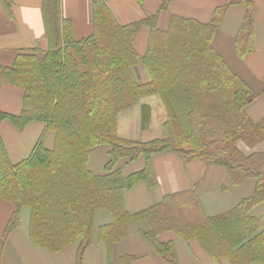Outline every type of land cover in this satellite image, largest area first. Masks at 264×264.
I'll return each mask as SVG.
<instances>
[{"label":"trees","instance_id":"1","mask_svg":"<svg viewBox=\"0 0 264 264\" xmlns=\"http://www.w3.org/2000/svg\"><path fill=\"white\" fill-rule=\"evenodd\" d=\"M48 49L20 50L8 67L0 65L2 85L23 91L19 116L0 112V123L9 120L18 130L31 122L45 131L30 156L18 163L9 160L0 137V199L29 210V236L36 246L60 253L76 246V264L92 244V221L105 210L112 223L99 227L98 241L112 264L114 244L126 236L129 220L145 221L144 239L167 264H178L172 243L158 237L173 232L197 240L214 259L230 264H264V230L251 210L264 205V153L243 155L239 142L252 149L264 142V118L254 124L245 113L253 100L249 88L212 48L217 27L227 11L242 5L246 12L235 37L238 57L254 50L251 0H227L208 24L176 16L166 30L158 27L159 13L172 0H162L159 12L142 21L120 25L106 2L91 3V33L75 40L72 26L60 20V0H42ZM9 6L10 0H2ZM142 27L148 29L145 52L133 43ZM142 66L147 84H138L132 68ZM264 96V89L262 92ZM156 96L166 114L164 136L140 143L117 136L121 113L141 98ZM150 120V108H141V125ZM54 133L51 149L45 142ZM107 147L103 176L87 168L89 152ZM173 152L183 161H199L224 168L234 186L255 182L254 193L231 211L208 218L193 191L166 196L140 213L124 211V194L138 183L156 185L151 158ZM145 160L140 172L124 176L117 167L122 160ZM19 213L10 217L0 241V256L10 232L18 226ZM123 257L119 264H131Z\"/></svg>","mask_w":264,"mask_h":264},{"label":"crops","instance_id":"2","mask_svg":"<svg viewBox=\"0 0 264 264\" xmlns=\"http://www.w3.org/2000/svg\"><path fill=\"white\" fill-rule=\"evenodd\" d=\"M92 1L60 0V20L71 23L72 36L75 40L87 37L92 31ZM226 1L172 0L169 9L159 13L158 27L160 30H166L172 16L208 24L214 11L222 7ZM161 2L162 0H108L106 5L120 25H128L157 14ZM251 2L253 4L251 16L254 50L243 57H238L235 51V37L246 12L242 5L231 7L227 11L217 27L212 48L249 88L254 98L245 108V113L251 122L256 124L264 118V96L262 95L264 89V0H251ZM42 5V0H10L6 8L0 0L1 66H10L20 50L38 48L45 51L48 49ZM147 38L148 29L142 27L133 43L134 49L140 55L145 52ZM132 73L138 84L149 82L144 67L136 66L132 68ZM154 97L156 96L143 97L137 104L141 105V108L144 105L150 108V120L145 128L141 125L140 111L133 125L131 122L121 123L120 115L124 113L118 116L117 136L119 138L140 143L163 138L166 114L160 99L157 97L156 102ZM22 100V89L9 85H2L0 88V112L9 116H19ZM153 115H157L158 118L154 120ZM125 119L128 120V117ZM139 129L141 133L138 132ZM44 131L45 125L40 122H31L23 130H18L9 120L0 123V137L10 162L18 164L26 160ZM53 142L54 133L49 132L45 142L46 148L51 149ZM237 148L245 156L264 153V142L252 149L239 142ZM107 152L108 148L104 146L89 152L87 168L93 175L105 174ZM150 163L156 185L147 187L141 182L125 192L123 208L129 215L140 213L159 204L166 196L193 191L204 215L212 218L231 211L240 201L254 193L253 180H246L241 185L234 186L224 168L206 165L199 161L185 162L173 152L156 154L151 158ZM117 167L124 176H129L144 169L145 160L143 158L134 162L122 160ZM16 211L19 213V210L15 209L11 203L0 199V241L10 217ZM20 214L22 216L23 212ZM251 215L260 221L264 230V205L254 207ZM111 223L112 217L107 211L100 210L94 214L92 244L84 252L82 264H108L106 249L98 241L97 230ZM28 228L29 210L27 219L22 222L20 217L18 226L10 232L4 243L0 264H76V246H70L60 253L48 252L34 244L29 236ZM148 231L147 222L129 220L126 223V236L112 247V264H119V260L123 257H132L131 264H167L144 239L142 234ZM158 240L161 243L174 245L178 264H230L226 258L214 259L202 249L197 240L186 241L173 232L161 234Z\"/></svg>","mask_w":264,"mask_h":264},{"label":"rangeland","instance_id":"3","mask_svg":"<svg viewBox=\"0 0 264 264\" xmlns=\"http://www.w3.org/2000/svg\"><path fill=\"white\" fill-rule=\"evenodd\" d=\"M154 100H158L157 97H154ZM139 111L141 112V105H137L136 107H134L133 109L129 110L128 112H124V114L120 115V121L121 123H128L131 122V125H133V123L136 122V115L139 113ZM141 114V113H140ZM128 117V120H126L125 118ZM154 120L157 119V115H153ZM138 123V122H137ZM142 130V129H141ZM138 132L141 133L140 129L138 130ZM14 206L15 209L19 210V219L21 217V221L24 222L27 219L28 216V208L20 206L18 204H12ZM21 212H23L22 216H21Z\"/></svg>","mask_w":264,"mask_h":264}]
</instances>
